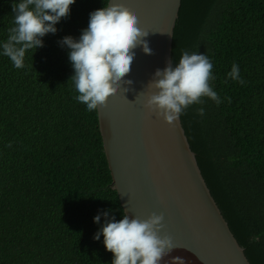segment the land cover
I'll return each mask as SVG.
<instances>
[{"label": "trees", "instance_id": "1", "mask_svg": "<svg viewBox=\"0 0 264 264\" xmlns=\"http://www.w3.org/2000/svg\"><path fill=\"white\" fill-rule=\"evenodd\" d=\"M18 2L0 0V264H111L103 236L93 237L125 212L97 109L76 99L70 50L59 43L78 39L108 0H75L20 69L2 49ZM185 50L208 56L221 100L202 97L183 111L187 139L248 260L264 264V0H181L173 65ZM233 63L244 84L228 77Z\"/></svg>", "mask_w": 264, "mask_h": 264}, {"label": "water", "instance_id": "2", "mask_svg": "<svg viewBox=\"0 0 264 264\" xmlns=\"http://www.w3.org/2000/svg\"><path fill=\"white\" fill-rule=\"evenodd\" d=\"M121 2L147 30L151 54L133 49L131 84L97 108L103 147L124 214L146 219L163 216L159 235L175 248L161 264L181 257L184 264H251L231 231L202 175L179 116L171 124L145 106L148 82L171 60L173 30L181 0H108Z\"/></svg>", "mask_w": 264, "mask_h": 264}, {"label": "clouds", "instance_id": "3", "mask_svg": "<svg viewBox=\"0 0 264 264\" xmlns=\"http://www.w3.org/2000/svg\"><path fill=\"white\" fill-rule=\"evenodd\" d=\"M75 0H19L13 6L14 26L9 29L3 43V55L17 69L24 67L27 50L42 47V37L55 33V25L70 13ZM150 32L139 26L133 11L121 2H110L89 14V22L79 38L64 36L59 43L67 46L69 60L74 69L70 77L75 81L79 95L76 99L96 110L107 103L116 93L121 82L131 84L125 77L131 71L135 49L138 45L146 54L152 49L145 39ZM213 65L205 54L183 51L179 62L169 60L163 69H156L147 87L149 91L145 106L161 116L167 123L179 116L193 103L202 104L208 97L216 104L219 95L210 86ZM238 64L233 63L229 78L244 84ZM229 102H230V98ZM198 113L204 114L199 108ZM101 215L109 217L105 210L93 220L100 223ZM161 214H150L146 219L130 218L127 214L117 221L108 218L94 234V239L103 236L105 249L113 254L111 264H161L164 256L174 248L171 237L159 235L163 227ZM172 264H184L181 257H172Z\"/></svg>", "mask_w": 264, "mask_h": 264}, {"label": "bare ground", "instance_id": "4", "mask_svg": "<svg viewBox=\"0 0 264 264\" xmlns=\"http://www.w3.org/2000/svg\"><path fill=\"white\" fill-rule=\"evenodd\" d=\"M123 207V206H122ZM124 210V209H123Z\"/></svg>", "mask_w": 264, "mask_h": 264}]
</instances>
